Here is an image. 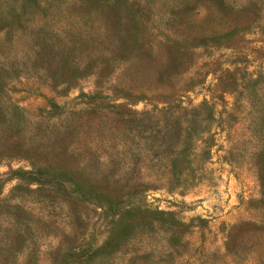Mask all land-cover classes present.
Masks as SVG:
<instances>
[{
    "label": "rangeland",
    "instance_id": "obj_1",
    "mask_svg": "<svg viewBox=\"0 0 264 264\" xmlns=\"http://www.w3.org/2000/svg\"><path fill=\"white\" fill-rule=\"evenodd\" d=\"M253 1L0 0V264H264ZM134 25L143 48L126 54ZM111 169L148 208L114 218L115 246L110 218L69 182Z\"/></svg>",
    "mask_w": 264,
    "mask_h": 264
},
{
    "label": "trees",
    "instance_id": "obj_2",
    "mask_svg": "<svg viewBox=\"0 0 264 264\" xmlns=\"http://www.w3.org/2000/svg\"><path fill=\"white\" fill-rule=\"evenodd\" d=\"M209 1H213V2H217L219 5H222V7H227L228 2L227 0H209ZM250 1V0H249ZM113 4H117V1H112ZM252 4H260L261 0H259V2L257 1L255 3V0L253 2H250ZM245 8V7H244ZM255 22V18H250V20L247 22L248 26L249 23ZM131 22L136 23L137 19L135 14L132 16ZM247 26V27H248ZM132 33H130L129 35V40L127 42L123 41L122 44L124 43H130L133 44V46H131L130 48H127V53L131 52V50L136 47H140L139 50H141L143 48V45L140 44V42L138 41V31L136 26L134 25L131 29ZM137 32V33H136ZM233 34L232 32L227 33H223V36H227V35H231ZM221 35V34H220ZM218 35L215 38H219ZM119 60L122 61H126L128 58L125 55H121L118 57ZM77 69V67H76ZM79 75H81L80 73H74L72 72L70 75V79L72 80L73 78H77L79 77ZM228 79H230V81H232L233 77H227ZM71 80H67L66 77H64L63 82L65 81H71ZM73 81V80H72ZM236 81V79L234 80ZM255 82V81H254ZM235 85V90L238 87V84H234ZM234 90V91H235ZM121 106V105H118ZM194 116H197V114H195ZM263 116H264V112H263ZM209 117H213V114H209ZM194 133H199L200 131L198 130H194L193 128L190 129V131L187 132V134H185L183 136V149L180 151L181 155L187 156L188 153H191L192 150V143L194 141L195 138V134ZM205 131V130H204ZM188 152V153H186ZM119 172L113 171V169L109 170L108 173L106 175H103V178L100 180V182L98 183H93L92 185H85L83 186H79L76 184V182L71 181L72 178L69 179V182L72 186H75V188H71V192H78L80 194V200L81 201H86V202H92L94 204H98L99 207L102 209L103 214L106 217H109L110 220L107 221V226H108V234H109V242L108 244H114L117 245L116 241L114 240V238L112 237V234L114 233L113 230V224L114 222V218L118 217L120 214L122 213H129L131 210L133 209H142V210H148L147 206H134V204H130V202H127L131 199V197L134 196V194H131L129 192L128 189H126L125 185H122V183H120V181L122 180V178H120V173ZM124 174V173H122ZM171 179L170 184L174 185V186H180L181 182L183 181V177L186 176V172H183L181 169L173 167L168 173H167ZM117 176V177H116ZM93 200V201H92ZM107 244V245H108ZM88 249L83 250V252H85V259L84 260H90L92 259V257L95 255L96 252H98V248L96 250V248L94 249L93 247H87ZM73 252H71V255H76V248H72L71 249ZM90 253V254H89Z\"/></svg>",
    "mask_w": 264,
    "mask_h": 264
}]
</instances>
